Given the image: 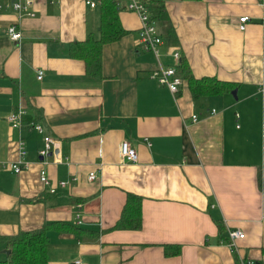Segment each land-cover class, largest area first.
I'll use <instances>...</instances> for the list:
<instances>
[{
  "label": "crops",
  "instance_id": "0c3cea01",
  "mask_svg": "<svg viewBox=\"0 0 264 264\" xmlns=\"http://www.w3.org/2000/svg\"><path fill=\"white\" fill-rule=\"evenodd\" d=\"M14 1L0 0V234L45 228L46 264H264V0H165L177 41L163 39L157 55L140 45L129 0H116L126 33L102 46L100 76L69 53L71 43L99 37V3L33 0L27 16ZM176 50L194 77L231 87L193 98L183 81L172 94L150 71L178 70ZM18 108L22 160L6 119ZM33 122L58 141L46 164ZM122 140L136 162L121 161ZM42 167L51 184L68 185L49 193ZM128 193L141 198V226L115 229ZM227 229L243 232L234 249ZM165 246L179 253L166 255Z\"/></svg>",
  "mask_w": 264,
  "mask_h": 264
},
{
  "label": "trees",
  "instance_id": "16d2710c",
  "mask_svg": "<svg viewBox=\"0 0 264 264\" xmlns=\"http://www.w3.org/2000/svg\"><path fill=\"white\" fill-rule=\"evenodd\" d=\"M145 5L149 11L150 19L162 30L159 31L162 39L169 44L175 43L177 36L171 24L165 0H145ZM98 7L100 9L99 37L90 34L85 40L69 45L70 55L82 58L86 64V71L94 76H100L102 46L120 39L126 33L119 23L120 7L116 0H100ZM178 71L188 84L193 98L217 95L231 87L230 82L214 77H194L187 61L182 57H179ZM126 198L121 215L113 228L139 229L141 226V198L132 193H128ZM219 224L220 230H224L222 223ZM0 243L9 250L6 258L0 260V264H46L47 262L48 237L45 228L33 232L20 231L12 236L0 234ZM166 247V255L179 253L178 247L174 251H170Z\"/></svg>",
  "mask_w": 264,
  "mask_h": 264
},
{
  "label": "built area",
  "instance_id": "2783aa9c",
  "mask_svg": "<svg viewBox=\"0 0 264 264\" xmlns=\"http://www.w3.org/2000/svg\"><path fill=\"white\" fill-rule=\"evenodd\" d=\"M57 0H50V2H55ZM33 0H15L12 3L13 9L19 14H24L27 16H33L34 12L31 9ZM100 0H85V3L89 5L91 8L98 5ZM129 11L135 12L140 20L139 27V43L142 48L146 51H151L153 54L157 55L158 47L162 44L163 39L160 35V32L155 24V22L150 19L149 11L145 5V0H129L125 7ZM239 29L241 31L245 30L246 25L248 24L250 18L247 15L239 17ZM8 36L10 39L18 40L21 37V32L15 25H9L6 29ZM174 59L178 62L180 53L176 50L173 53ZM43 76V70H37V79H41ZM150 77L156 80L160 85L167 87V89L172 93L176 94L179 92L182 84L183 78L176 67L174 66H158L156 68L151 69ZM25 116V111L22 108H18L10 112L6 119L11 125L12 128H16L19 132V151L18 156L19 159H23L25 155V150L23 148L22 137L20 135V131L23 126V117ZM235 117H239V113H235ZM192 120L196 121V115L192 116ZM32 128L36 130L38 133L43 134V146L38 151V155L41 158V163L46 164V157L52 151V148L56 146L58 142L54 137L44 134L43 126L38 123H32ZM262 137L264 139V120L262 122ZM147 144L151 146V143L146 140ZM119 157L121 161L126 162H136L137 161V152L134 146H132L129 140H122L119 144ZM11 167L15 172H20L23 169L22 162L19 160L13 162ZM95 178V172H90L88 175L89 180H93ZM39 180L47 187L49 193H55L57 187H65L68 185V181H58L57 184H51L47 175V171L45 167H42L39 171ZM227 237L226 243L231 247H236V239L243 237V232L240 229H227ZM74 264H83L80 259H76ZM242 264H254L252 261H247Z\"/></svg>",
  "mask_w": 264,
  "mask_h": 264
},
{
  "label": "water",
  "instance_id": "95a60500",
  "mask_svg": "<svg viewBox=\"0 0 264 264\" xmlns=\"http://www.w3.org/2000/svg\"><path fill=\"white\" fill-rule=\"evenodd\" d=\"M235 91H236V90L234 89V90L231 92L234 96H235ZM3 253H4V254H8V253H9V250H8V249H4V250H3Z\"/></svg>",
  "mask_w": 264,
  "mask_h": 264
},
{
  "label": "rangeland",
  "instance_id": "374dc122",
  "mask_svg": "<svg viewBox=\"0 0 264 264\" xmlns=\"http://www.w3.org/2000/svg\"><path fill=\"white\" fill-rule=\"evenodd\" d=\"M238 239H240V238H238ZM238 239H236V241H237Z\"/></svg>",
  "mask_w": 264,
  "mask_h": 264
}]
</instances>
